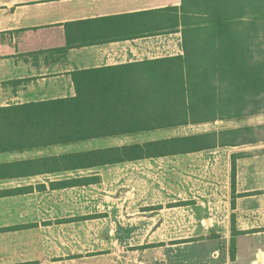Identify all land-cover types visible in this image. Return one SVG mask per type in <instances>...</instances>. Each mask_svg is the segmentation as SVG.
Wrapping results in <instances>:
<instances>
[{"label":"crops","instance_id":"1","mask_svg":"<svg viewBox=\"0 0 264 264\" xmlns=\"http://www.w3.org/2000/svg\"><path fill=\"white\" fill-rule=\"evenodd\" d=\"M258 16L264 17V0H0V107L73 97L74 71L184 56L195 41L218 43L222 27H255ZM248 145L98 166L126 172L116 184L129 189L117 204L122 209L104 208L106 220L126 222L103 235L262 237L264 143ZM13 154L0 153V163L18 160L9 158ZM66 172L0 177V253L5 233L24 237L27 244L38 233L40 251L53 236L62 251H70L64 224H47L39 202L48 192L75 188L51 187V182L70 179L55 176ZM183 244L160 250L162 260L152 264H190L184 256L176 258L178 248L193 243ZM213 252L208 263H193L264 264V248L243 263L236 248L234 259L225 248L223 261L210 257Z\"/></svg>","mask_w":264,"mask_h":264},{"label":"trees","instance_id":"2","mask_svg":"<svg viewBox=\"0 0 264 264\" xmlns=\"http://www.w3.org/2000/svg\"><path fill=\"white\" fill-rule=\"evenodd\" d=\"M255 20V27L220 28L218 43L202 45L195 41L192 48L186 47L184 56L74 71L73 97L0 107V153H22L264 112V17ZM260 129L264 124L18 159L0 163V177L83 170L245 145L264 140ZM92 180L70 178L51 182V187L81 186L97 183L100 178L97 175Z\"/></svg>","mask_w":264,"mask_h":264},{"label":"rangeland","instance_id":"3","mask_svg":"<svg viewBox=\"0 0 264 264\" xmlns=\"http://www.w3.org/2000/svg\"><path fill=\"white\" fill-rule=\"evenodd\" d=\"M257 115L264 117V112ZM253 116L217 120L202 124H189L177 128L160 129L131 136L92 139L67 146H50L41 150H30L8 156L12 159L34 158L64 152L190 135L206 131L264 124V119L254 120ZM259 131L264 137V129H260ZM258 143H264V140ZM242 147L249 148V145L247 144ZM125 174L126 172H113L110 169L106 172L104 167H98L66 172L63 175H55L60 178H83L87 180L91 179V181L97 175L100 178L97 184L91 183L92 185L75 186V188H69L56 193L48 192L46 197L43 195V197L39 198L43 210L40 212V216L44 218L48 216L49 218V221L46 223H49L50 226L64 224V231L67 234V237L64 238V243L70 245V251H62L56 244L57 238L53 236L49 237V244L43 246L42 251H40L41 246L39 240L41 236L38 233H34L36 236L31 239V244H27L24 237H9L8 233H5L4 237L2 236L1 238L6 244L1 246L0 264H143L142 261L152 264L155 258L162 260L160 253H158L160 250H163L165 247L172 248L173 246L184 245L183 243L193 244L178 248L176 250L177 256H179V258L176 257L177 260L184 256L188 258L190 264L194 260L200 263H208V252L210 253V250H212L215 252L211 253L212 255L210 257L219 258L223 261L225 248L228 251V257L234 259L235 246L236 249L242 251L243 258L239 260L243 263L242 261L248 262L249 258H257L256 253L258 249L264 248V235L262 237L245 235L239 236L237 239L235 236L142 238L103 235L115 228V225L117 226V224L120 225V223L126 222L124 220L111 221L110 219L106 220L104 218L105 205L107 206V210H110L109 206L113 205L116 206L115 209L117 210L122 209V207H117V204L120 205L124 201L125 194L129 189L121 187L120 184L116 183L120 182L122 180L121 176ZM131 191L135 192L136 190L131 189ZM122 197L124 198L122 199ZM70 220L75 221L73 223ZM37 224L39 225V223ZM74 230L75 232L78 230L80 236L72 237L71 234ZM95 230L96 234L94 236L93 232ZM10 241L12 245H8ZM147 252H151V254H147Z\"/></svg>","mask_w":264,"mask_h":264}]
</instances>
